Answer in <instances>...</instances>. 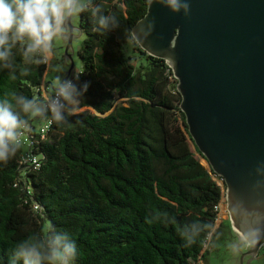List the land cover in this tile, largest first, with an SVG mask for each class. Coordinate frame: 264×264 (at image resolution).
<instances>
[{
	"label": "trees",
	"instance_id": "1",
	"mask_svg": "<svg viewBox=\"0 0 264 264\" xmlns=\"http://www.w3.org/2000/svg\"><path fill=\"white\" fill-rule=\"evenodd\" d=\"M102 2L106 14L117 15L118 29L101 34L93 31L90 11L79 16L86 37L75 76L89 83L80 108L93 111L70 117V126L52 122L34 147L43 156L39 170L23 169V148L0 163V264H7L16 241L49 226L77 243L75 264H196L235 234L230 220L215 228L224 188L197 158L204 159L188 132L171 68L132 36L148 0ZM129 41L138 63L124 53ZM15 63V79L0 69V98L43 97L42 87L53 81L49 67L26 63L18 50ZM157 212L175 222H150ZM193 222L215 227L211 237L185 247L180 231Z\"/></svg>",
	"mask_w": 264,
	"mask_h": 264
},
{
	"label": "water",
	"instance_id": "2",
	"mask_svg": "<svg viewBox=\"0 0 264 264\" xmlns=\"http://www.w3.org/2000/svg\"><path fill=\"white\" fill-rule=\"evenodd\" d=\"M77 27L75 38L83 34ZM132 36L145 53L171 68L188 132L223 180L232 230L241 235L264 225V189H254L255 168L264 163V0H191L187 18L157 0ZM75 38L62 41L69 78L76 74ZM45 91L52 93L51 83ZM237 202L240 212L233 209ZM263 245L261 238L248 247L240 264L247 255L253 256L247 264L255 260Z\"/></svg>",
	"mask_w": 264,
	"mask_h": 264
},
{
	"label": "clouds",
	"instance_id": "3",
	"mask_svg": "<svg viewBox=\"0 0 264 264\" xmlns=\"http://www.w3.org/2000/svg\"><path fill=\"white\" fill-rule=\"evenodd\" d=\"M157 0H148L149 4ZM173 14L191 13V0H158ZM90 11L93 31L101 34L120 27L115 13H105L102 0H0V69L10 70L15 79V50L26 63L45 64L56 73H66L64 65L52 63L56 41L69 43L78 34L74 21L81 13ZM25 69L21 75H27ZM52 93L29 98L22 93H7L0 98V163L6 164L21 150L33 120L55 122L70 126V117L80 111L89 83H81L79 77L56 75L51 82ZM257 177L254 189H264V163L255 168ZM262 206L264 203L260 202ZM235 212L242 205L234 204ZM161 219L174 223L175 217L167 212L155 213L150 222ZM214 223L193 222L180 231L185 247L196 244L200 237L210 235ZM264 238V225H257L242 232L239 239L228 242L232 253L243 247H253ZM80 250L68 232L49 226L46 231H33L13 245L7 264H75Z\"/></svg>",
	"mask_w": 264,
	"mask_h": 264
},
{
	"label": "rangeland",
	"instance_id": "4",
	"mask_svg": "<svg viewBox=\"0 0 264 264\" xmlns=\"http://www.w3.org/2000/svg\"><path fill=\"white\" fill-rule=\"evenodd\" d=\"M79 20H80V17H78L76 19V21L78 23H79ZM85 37L86 36L83 33L78 38H75L76 41H73V48H74L73 60H74L76 71H79L81 69V62H80V58L78 56V51H79ZM133 48H134V46L132 45V43L130 41L127 42L124 45V53L127 56H130L132 58L133 63H138L140 56ZM64 56H65V44L62 43V41L58 40L54 44V55H53L52 63L53 64H56V63L64 64V59H63ZM56 61H58V62H56ZM64 68H66V71H67L68 68L66 65L64 66ZM55 74H60V73H56V72H53L51 70L48 71L49 78L51 76H53V79H54ZM43 92H44V94H43V96H44L46 94L45 88H44ZM89 109L90 108H86V107L80 108L79 112L89 110ZM90 110L93 111V109H90ZM179 120H180L179 124H180V126H182V122H181L180 117H179ZM41 122H43V120H40V119L34 120V126H35L36 130L39 129ZM197 158L201 161V163L206 168H209L208 164L203 159H201L199 156H197ZM218 182H219L220 186L222 188H224L222 182L221 181H218ZM220 204L221 205H220L219 210H218L219 214H218V219L216 221V227L215 228H218L221 225V223L229 220V213L227 210V204L225 202V194H224V197L222 198ZM234 233L235 234L231 239L217 242L214 249H210L209 240L206 242L204 251H205V249H210V252L205 257L204 264H240V260L243 256L242 254H246V252L248 251V247H243L238 253H232L227 247L228 242H230L234 239H239L241 237V235H239L238 233H236V232H234ZM210 237H211V235H210ZM252 258H253V256H251V255L245 256L243 258V264H247L248 261L251 260ZM254 259L255 260H252L250 262V264H264V245L259 249L258 253L254 256Z\"/></svg>",
	"mask_w": 264,
	"mask_h": 264
},
{
	"label": "built area",
	"instance_id": "5",
	"mask_svg": "<svg viewBox=\"0 0 264 264\" xmlns=\"http://www.w3.org/2000/svg\"><path fill=\"white\" fill-rule=\"evenodd\" d=\"M44 88H45V85L42 87V91L44 90ZM51 124L52 122L43 120L38 130H36V128L31 127V131L26 135L23 146H22L24 150L21 154V160H20V164L23 166L24 170L36 171L41 168L43 156L37 154L34 150V147L37 144H39L41 141L46 139V136L50 130ZM213 178L218 184H219L218 181H221V182L223 181L222 178L221 179H217L216 177H213ZM220 205L221 204H219L218 206V210H219ZM34 208L36 211L40 210L38 205H36ZM196 264H204V261L199 260Z\"/></svg>",
	"mask_w": 264,
	"mask_h": 264
}]
</instances>
